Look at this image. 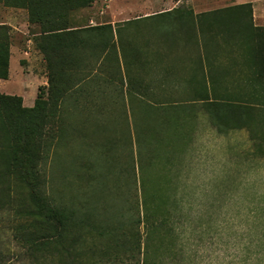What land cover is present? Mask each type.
<instances>
[{"label":"rangeland","instance_id":"1","mask_svg":"<svg viewBox=\"0 0 264 264\" xmlns=\"http://www.w3.org/2000/svg\"><path fill=\"white\" fill-rule=\"evenodd\" d=\"M144 2L148 0H96L72 12L70 21L77 26L106 25L116 19L122 52L116 60L110 58L117 45L114 32L112 40V33L105 32L100 39L108 41L107 50L92 49L85 59L77 55L76 69L58 58L51 71L55 84L39 88L38 96L43 89L45 99L52 97L44 111L45 137L36 160L43 195L51 205L74 207L81 215L87 208L95 209L96 223L114 233L108 242L111 259L100 264H205L206 260L207 264H264V166L258 181H246L236 171L224 178L188 174L185 157L191 146L174 134L175 103H139L125 94L124 73H130L123 56L125 38L132 35L139 48L155 42L156 35L170 39L176 32L171 17L132 22L123 29L129 18L173 8ZM207 8L220 12L226 6ZM0 24L10 27L14 56L12 79L0 81V93L19 96L25 107H33L38 98L35 87L26 85L24 101L16 73L20 67L28 68V57L19 52L29 48L41 52L43 44L34 40L40 27L30 23L26 8L5 3H0ZM220 32L214 31L213 45L222 41ZM263 38L260 31L257 44L262 54ZM197 44H201L198 37ZM38 52V60L44 62ZM104 54L98 74L92 58ZM23 189L13 196V205L0 206V264H32L16 238L25 220L12 210L30 205V190ZM193 240L198 244L189 247L186 241ZM94 243L102 250L107 241ZM188 248L199 252L188 258ZM81 264H89L86 255Z\"/></svg>","mask_w":264,"mask_h":264},{"label":"crops","instance_id":"2","mask_svg":"<svg viewBox=\"0 0 264 264\" xmlns=\"http://www.w3.org/2000/svg\"><path fill=\"white\" fill-rule=\"evenodd\" d=\"M221 3L226 8L220 12L207 8ZM143 5L173 8L129 18L123 29L132 22L167 21L171 17L176 32L170 39L156 33L155 42L150 45L145 42L139 48L134 45L132 35L125 38L124 63L125 69L130 70L129 75L124 73L125 94L139 103H175L172 106L177 127L174 134L176 139L186 140L191 146L185 157L188 174H219L224 178L236 171L246 181H258L260 168L264 166V79L259 71L262 50L257 41L259 28H264V0H221L220 3L148 0ZM107 24L115 35L117 48L110 52V58L115 59L116 52H122L117 42L120 28L113 18ZM217 29L221 31L222 41L213 45ZM166 42L170 45L163 46ZM37 52L30 48L19 52L20 56L28 57L27 71H21L20 67L16 73L21 88L18 94L24 101L25 91L29 90L27 84L35 87L36 98L40 87L49 86V71L45 61L38 60ZM38 54L42 56L41 52ZM106 54L92 58L96 72ZM13 59L12 55L7 82L12 79ZM212 102L235 103L234 114L228 113L227 120H222L220 114H213ZM167 104H161V108H171ZM183 243L178 241V245ZM186 244L191 247L198 243L193 240ZM198 252L188 248V258Z\"/></svg>","mask_w":264,"mask_h":264},{"label":"trees","instance_id":"3","mask_svg":"<svg viewBox=\"0 0 264 264\" xmlns=\"http://www.w3.org/2000/svg\"><path fill=\"white\" fill-rule=\"evenodd\" d=\"M95 2L0 0L10 7L26 8L30 23L40 27L34 40L43 44L39 46L50 72V88L55 84L51 71L58 58L70 69H76L74 58L77 55L85 59L92 49L107 50L108 41L100 39L105 32L112 33L110 40L114 39L111 25L77 26L78 23H71L72 12L88 8ZM259 29L264 32V28ZM11 46L10 27L0 24V80H7L10 76ZM262 46L259 71L264 79V38ZM118 55L116 53V59ZM42 90L33 107H25L19 96L0 93V206L13 205V196L20 189L24 191L23 186L30 190V205L12 210L25 220V224L20 225L24 228L16 238L26 249L32 264H81L85 255L89 264L107 263L111 259L108 242L114 233L96 223L95 209L87 208L81 215L74 207L53 206L40 188L41 175L36 160L45 137L43 129L47 117L44 111L52 100V97L45 99ZM211 107L213 114H220L225 121L228 113L234 114L235 103L212 102ZM97 239L107 241L104 249L96 246Z\"/></svg>","mask_w":264,"mask_h":264}]
</instances>
